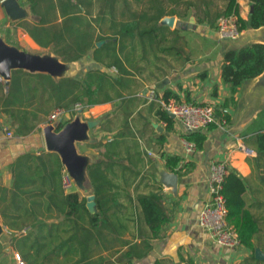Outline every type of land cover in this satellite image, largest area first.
<instances>
[{
  "label": "crops",
  "instance_id": "0c3cea01",
  "mask_svg": "<svg viewBox=\"0 0 264 264\" xmlns=\"http://www.w3.org/2000/svg\"><path fill=\"white\" fill-rule=\"evenodd\" d=\"M2 2L0 37L7 44L32 54L48 53L71 65L63 77L31 73L47 74L57 85L62 78H73L78 86L71 90L65 85L58 90L47 81V91H43L28 76L34 85L27 91L26 104L0 106V184H11L9 165L16 156L33 150L50 151L43 135L50 113L55 107L70 108L78 101L87 108L82 120L96 123L88 130L90 133L94 128V136L77 141L76 147L79 153L93 157L91 164L104 160L111 190L119 193L117 200L132 205L139 216L136 202L129 203L127 195L134 199L137 193L161 188L172 214L163 236L152 240L151 251L134 264H153L156 259H163V264H185L187 258L193 264H254L252 252L255 259L264 262V153L256 151V135L264 132V97L248 104L245 95L252 80L244 82L235 94V103L225 106L229 123L223 126L217 119L216 127L206 132L202 148L195 147L191 153L184 149L182 125L162 107L164 101H176L174 96L179 100L188 97L211 104L215 112L231 96L220 75L223 53L242 45L220 40L215 33L229 0H17L27 16L16 20L8 17ZM236 2L237 14L233 16L247 20L250 1ZM143 17L145 21H140ZM170 17L171 24L165 23ZM136 26L155 30L142 36L125 34L124 30ZM0 82L6 92L9 85ZM20 115L29 117L25 122L30 126L28 131H16ZM72 118L73 112L63 115L59 124ZM241 146L253 153L246 155ZM166 155L177 156L182 165L193 164L177 174L176 189L162 181L163 172L175 173L167 167ZM215 161L225 162L236 172L244 185V208L259 219L253 251L220 246L198 224V212L208 196L210 164ZM62 165L65 192L87 198L73 182L64 186L63 176L68 172ZM0 222L3 225L1 217ZM141 227L146 236L147 226ZM0 243L3 251L1 239ZM257 249L261 258L255 256Z\"/></svg>",
  "mask_w": 264,
  "mask_h": 264
},
{
  "label": "trees",
  "instance_id": "16d2710c",
  "mask_svg": "<svg viewBox=\"0 0 264 264\" xmlns=\"http://www.w3.org/2000/svg\"><path fill=\"white\" fill-rule=\"evenodd\" d=\"M249 1L251 8L247 20L237 18L241 31L264 25V0ZM237 9L236 0H229L220 17L236 15ZM140 21H145V18ZM138 27H129L124 32L130 36H142L155 30H141ZM263 70L264 45L261 43H248L224 51L220 75L229 86L231 96L223 105L215 108L214 121L208 124L205 132H185L184 139L194 143L196 149H201L207 138L206 132L216 127L217 119L229 123V113L225 106L229 102L232 105L235 103V94L239 88ZM28 76L33 77L42 86L43 91H47V81L58 87V90L63 89L65 85L71 90L78 86L73 78H62L57 85L47 74L15 69L12 70L6 92L0 84V106L26 104L24 101L27 99V91L34 85L27 79ZM174 97L177 102L204 104L196 103L188 97L185 100ZM28 118L26 115L18 116L16 131H28L30 126L25 123ZM166 119L170 122L169 118ZM61 126L60 124L56 131H59ZM256 139V151L262 155L264 132L258 133ZM104 147L106 153V143ZM165 160L167 167L176 174L185 173L183 171L193 165L188 162L180 164L177 156L166 155ZM103 161L87 167L95 192V211L90 212L85 196L81 197L77 192H65L62 188L63 165L57 153L33 150L13 159L9 165L11 184H0V217L10 232L9 244L12 250L20 255L25 264H134L136 259L151 251L152 240L163 236L164 228L171 220L172 214L168 213L161 188L137 193L134 199L127 195V201H135L140 210V215L135 216L134 207L120 203L117 200L119 193L111 190ZM243 190L242 180L234 170L227 168L221 190L227 208L226 219L237 232L238 247L253 251L252 238L258 231L259 219L244 208ZM141 224L147 226L146 236ZM253 253L251 259L254 264H264L255 259ZM163 263V259H156L153 264ZM185 264L193 262L187 258Z\"/></svg>",
  "mask_w": 264,
  "mask_h": 264
},
{
  "label": "water",
  "instance_id": "95a60500",
  "mask_svg": "<svg viewBox=\"0 0 264 264\" xmlns=\"http://www.w3.org/2000/svg\"><path fill=\"white\" fill-rule=\"evenodd\" d=\"M3 6L11 20H16L20 16H27L26 10L21 7L17 0H3ZM165 23L171 24L172 18L164 20ZM234 45H244L248 43H261L264 45V25L258 28H249L243 31L236 39L230 40ZM71 68L69 63L61 62L59 58L48 53L32 54L9 45L3 37H0V76L6 86L9 85L11 71L23 69L30 72H44L54 78L66 76ZM249 89L245 95L248 104L260 101L259 97H264V70L251 79ZM253 96V99L251 97ZM171 117H174L169 113ZM93 120H82L81 114L73 116L61 126L59 131L56 128L60 125L58 121L48 123L43 129L45 147L47 150L57 152L64 164L74 185L87 196V207L90 212H94V188L88 176L87 167L94 162L93 157L78 152L76 147L77 141H89L90 135L88 130L94 126ZM162 181L176 189L177 174L162 173ZM6 235V231L0 222V239ZM8 235V234H7ZM256 257H262L261 252L255 251Z\"/></svg>",
  "mask_w": 264,
  "mask_h": 264
},
{
  "label": "built area",
  "instance_id": "2783aa9c",
  "mask_svg": "<svg viewBox=\"0 0 264 264\" xmlns=\"http://www.w3.org/2000/svg\"><path fill=\"white\" fill-rule=\"evenodd\" d=\"M239 23L236 17L227 16L221 17L216 25L215 33L220 40L236 39L243 31L238 28ZM0 81H3L0 76ZM150 97L153 96L151 91ZM164 111L171 113L174 118L180 122L183 130L193 132L205 129L208 124L214 121V106L211 104H192L186 102H177L168 100L162 102ZM87 110L81 102H75L70 108H55L49 115V122L58 121L63 123V115L84 113ZM220 125L225 126V120H219ZM9 131L7 134L9 135ZM184 149L187 153L195 150V145L192 142L183 140ZM241 150L246 155H251L253 150L246 146H241ZM227 165L222 161H215L210 164L208 179L206 182L207 199L200 208L197 216L198 224L206 230L214 243L228 247L236 248L239 246V239L235 228L227 222V208L225 200L221 193L223 180L227 173ZM63 184L69 187L72 180L68 173L63 176ZM14 259L16 264H25L20 255L15 252Z\"/></svg>",
  "mask_w": 264,
  "mask_h": 264
},
{
  "label": "rangeland",
  "instance_id": "374dc122",
  "mask_svg": "<svg viewBox=\"0 0 264 264\" xmlns=\"http://www.w3.org/2000/svg\"><path fill=\"white\" fill-rule=\"evenodd\" d=\"M94 131H95L94 128L91 129V132L89 134H91L92 136H94ZM81 149H83L84 151H88L85 148V146H82ZM9 240H10V235L9 234L7 235V233H6V235L4 236V238L1 240L2 243L4 244L5 248L0 253V264H16L15 263V259H14V253L15 252L10 248V246L8 244L9 243Z\"/></svg>",
  "mask_w": 264,
  "mask_h": 264
}]
</instances>
